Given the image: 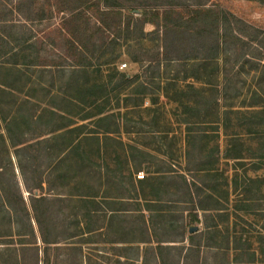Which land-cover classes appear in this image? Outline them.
I'll use <instances>...</instances> for the list:
<instances>
[{
    "label": "trees",
    "instance_id": "trees-1",
    "mask_svg": "<svg viewBox=\"0 0 264 264\" xmlns=\"http://www.w3.org/2000/svg\"><path fill=\"white\" fill-rule=\"evenodd\" d=\"M248 1L264 7V0ZM32 4L33 0L25 3L28 12L23 14L16 4L11 9L0 0V264H39L38 240L47 248L61 243L76 244L83 234L96 232L78 229V221L85 213H81L82 208L99 205L97 199H103L104 202L114 200L110 191L117 188L119 183L129 180L116 179L114 175L119 173V169L114 170L106 160V156L112 161L119 159V154L112 147V142H115L112 136L119 133L117 118L120 113L115 115L106 112L105 104L98 105L97 101H103L116 89L124 90L132 83V79L128 74L116 73L109 78V83H89L83 71L89 59H102L108 53H115L113 46L120 38L112 36V41L102 38L105 34L108 36V32L112 34L114 27L118 29L123 26L128 30L131 24H135L142 32L145 24H152L157 31L162 32L159 44H156L157 47L152 49L154 52L146 60L148 65L144 69L150 75L146 82L139 81L132 90L131 94L135 96L152 97L154 89L162 90L154 79L160 78L161 65L164 63L180 67L185 74L183 79H203L209 85H212L209 79L211 75L225 74L219 90L212 85L216 93L214 96L219 98L224 96L229 87L226 75L229 77L230 70L235 66L239 67V71L259 72V79H264V31L218 5L206 7L200 1L191 5L165 0L164 4L151 5L152 8L147 12L143 10L147 6L145 2L134 7L129 0H54L58 13H68L61 19L59 30L65 35L61 40L63 46L66 45L70 53L65 55L64 49L59 48L56 49L57 62L38 63L35 36L17 33L19 20L25 25L35 20L28 15L32 11ZM124 9L131 10L128 15L134 13L139 18L133 22L132 17L128 16L125 20L119 13ZM81 11H91L84 27L77 23ZM110 16H114L112 21L108 18ZM90 19H94L92 25H89ZM83 31L88 35L79 39L77 36ZM141 38L144 37L141 35ZM108 47L112 48L107 51ZM18 54L22 57L19 64L22 69L19 67V70L15 68ZM120 56V53L115 54L110 62H115ZM127 57L132 63L137 64L139 61L134 54ZM190 62L191 73H185V66ZM36 68H42L41 71L49 76L56 73L64 78V82L56 85L52 79L43 87L38 86L39 83L32 78ZM175 70L180 72V69ZM115 75L116 82L110 87ZM234 75L239 73L236 71ZM187 89L186 93L181 90L174 92L177 97L173 99L200 120L197 124L188 122L185 127L187 148L183 173L167 179L172 172L169 167L161 171L156 166L154 171H149V165H145L148 177L140 182L147 185L157 180L150 175L167 174L159 181L163 186V194L190 206L183 208L190 212L186 218V224L190 225L199 223L197 210L206 218L209 212H219L224 206L196 183L198 181L206 186L208 174L213 170V152H218L216 147L207 151L213 136H209L204 129L216 131L220 119L211 110L202 90H196L192 85H188ZM37 94H42L44 99L37 100ZM83 108H91V111L84 113ZM81 111L83 113L80 115ZM211 116L213 120L209 119ZM257 116L258 113L252 114L246 125H260V119L259 124H256ZM75 119L86 123L75 124ZM191 125L200 128L195 130ZM249 134L258 133L252 130ZM9 149H13L12 156ZM122 149L135 163V168L144 164L145 158L149 156L143 150L120 143ZM258 154L259 158L264 159V152L261 154L258 151ZM133 156H140L141 159L136 161ZM92 157L101 159L105 171L100 172ZM212 161L215 163V159ZM82 173L86 179H96L100 183L101 179H105L104 193L88 185L86 180L81 183L77 178ZM184 173L190 175L191 179L195 174L201 176L200 179L189 181ZM247 181L257 185V181ZM72 183L74 192L64 191ZM171 185L174 186V193L170 190ZM121 191L126 196L130 190ZM153 195H159L157 189H153ZM158 202L160 206L161 200ZM168 203L171 205L175 201L169 200ZM72 224L76 229L71 228ZM233 242L238 243L240 240L234 238ZM184 258L186 261V255ZM197 264L203 263L198 261ZM246 264H254L253 259L248 257Z\"/></svg>",
    "mask_w": 264,
    "mask_h": 264
},
{
    "label": "rangeland",
    "instance_id": "rangeland-1",
    "mask_svg": "<svg viewBox=\"0 0 264 264\" xmlns=\"http://www.w3.org/2000/svg\"><path fill=\"white\" fill-rule=\"evenodd\" d=\"M10 1H13L14 3L9 2V0H1L3 5L8 8L13 9L16 4L18 10H20L23 14L28 12L25 3L29 0ZM23 1L24 4H22ZM175 1L185 2L191 5H195L200 1L202 4H205L206 7L218 5L223 10L232 13L244 22L264 31V7L257 2L255 3L248 0ZM129 2L132 6L140 2H145L147 6H145L143 10L148 12L150 11V8H152L151 5L156 3L164 4L165 0H129ZM31 8L32 11L30 10V14L28 15L35 20L31 23H26L25 25L22 20H19L18 18L17 20H19V23L17 33L18 35L24 34L25 36L33 34L36 40L41 42L39 45L37 44L35 48L37 50L36 62H57L59 59L56 49L58 50L59 48H63L65 55H69L70 50L68 47L66 48V45L63 46L64 43L61 41L65 35L61 32V30H59L61 19L66 17L68 13H58L56 7L54 6V0H33ZM128 10L124 9L119 12L125 20L128 16L132 17L131 21L133 22L139 18V16L134 13H132V15H128L131 11ZM86 13L87 12L84 11L79 13L77 23L80 27H84V22L87 21L91 11L87 14ZM108 18H111L110 20L112 21L114 16H110ZM92 23H94V19H90L89 25H92ZM114 30L115 31L112 34H109L108 32V36L105 34L101 37L106 41H112V36H118L120 38L117 40L115 46H113L115 53L113 55L108 53L102 59L93 57L89 59L88 64L83 69V71L87 74L86 77L89 83H109V78L114 76L116 73L128 74L132 79V83L124 90L119 91L116 89L112 93L105 96L103 101L100 99L97 101L98 105L105 104L106 112L114 113L115 115L120 113L117 118L119 133L112 136L113 141H115L112 142V147L119 154V159L112 161L108 158V156H106L107 162L114 168V170L117 171L119 169V173L114 175V177L116 179L126 178L124 181L127 180V178H134L137 180V175L142 174L145 179L148 174L145 172L144 168L148 165L149 171H154L156 166H158L157 168L161 171H164L169 167L172 172L170 174L171 176H166L168 177L167 179L177 177V174L183 173L186 162L185 151L187 148L185 127L188 122L197 124L200 119L195 117L194 113L186 112L184 108L173 99V97H177L174 96V92L181 90L186 93L188 91V85H192L196 90H202L203 96L206 100H208L211 110L213 112L215 111L220 119L216 131L211 128L204 129L207 133H209V136H213L210 139L211 141L208 143L207 151L212 148L215 149L216 147L218 152H213L214 156L211 159V162L213 163V170L210 174H208V183H206V186L198 181H196V183L201 186L204 191L210 193L213 199H217L226 206L227 211L221 212L222 214H218L221 216H218L217 219H215L216 222L222 223L228 216L230 225L228 231L234 234L236 233L237 238L239 237L238 235L242 233V230L244 229L243 227H245L247 232L243 235L244 237H247V244L250 246V251L257 249L260 244L258 243L257 235H259V229H261L264 224V217H260L258 215L264 214H257L255 212H250L248 214H246V212L241 213L242 211L237 210V208L241 205L242 201H246V198L249 199L251 195L253 199L250 205H252V209L255 210V205L258 204L253 201L254 196L257 195L255 192L257 189L254 184L247 181V178H251L254 181H264V159H261L258 156V151H260L261 154L264 152V79H259V72H256L255 74V72L249 70L239 71V67L235 66L232 70H230L229 77L226 75V78H228L229 81V87L226 89L224 96L219 98L214 96L216 93L214 92L212 85H215L217 90H219L223 85L225 74H217L216 76L215 74L211 75L209 79L212 80V85H209L206 84L203 79H183L185 74L181 72L182 70L180 67H177L175 64L170 65L164 63L161 65L160 78L156 77L154 79L155 83H159L161 85L162 90L160 91L158 89H154L153 92L155 94L152 95V97L135 96L134 94H131L133 92L132 90L137 87L140 83L139 81L146 82L150 75V72H146L144 69L148 65L146 60H149V55L154 52L152 49L157 47L156 44H159L162 32L157 31L156 27L152 24H145L142 28V32H140L139 27H136L135 24H131L128 30H126L123 26H120L118 29H115L114 27ZM84 35H88V33L83 31V33H80V36L78 35L77 37L79 39H83ZM141 35L144 38H141ZM126 37H128L127 40H125ZM137 38H140L141 40L138 41ZM42 39L46 40V45ZM111 48L112 47H108L107 51ZM17 51L19 52V48ZM117 53L121 54L120 58L113 63L110 62L111 58ZM133 54L139 60L137 64L130 62L127 57V55ZM16 59L17 66L15 68L19 70V64L21 63L22 57L18 54ZM122 65H125V68L121 70L119 67ZM190 65L191 62L186 64L184 69L185 73H191ZM20 69H22V67H20ZM175 69H180V72ZM41 70L42 68H36L32 75V78L39 83L38 86L43 87L46 83H50L52 79V82L56 85L64 82V78L58 74L53 73L49 76ZM236 71L239 75H234ZM262 75V77H264V71H262ZM202 76L200 77L202 78ZM135 77L140 79L136 80ZM116 79L117 77L115 75L112 79L110 87L116 82ZM54 95L57 96V94ZM186 95H188V93ZM35 98L37 100L44 99L42 94H37ZM185 99L186 98H184V100ZM258 100H260V102H257ZM89 109L86 108L83 112L85 113L87 111H91V108ZM83 112L81 111L80 115ZM255 113H258L256 124H259L260 119V125H246L249 121L248 119L251 118L250 116ZM209 119L213 120V116ZM253 121H255V118ZM74 123L83 124L86 123V121L81 122L75 119ZM194 126L191 125V127L195 130L200 128L199 126ZM252 130H255V133L258 134H249ZM120 143L125 146L131 145L145 151L149 155L145 158L146 162L141 164L139 168H135L133 166L135 163H132L133 161L131 162L130 158L126 156V153L122 152L123 149L120 150ZM12 150L13 149H9L11 156ZM92 158L93 161L96 162V165L99 166L100 172L105 171L101 159ZM140 159V156L136 158L134 157V160L136 161H139ZM213 159H215V163L212 161ZM257 166H259V168H257ZM165 175L167 174L157 176L159 178H157L156 181L159 182ZM184 176L189 181L192 179L195 181L196 179H200L199 177L201 174H195V176H192V179L190 175L188 176L185 173ZM77 179L81 183H84L86 180L88 185L100 189L99 192L105 191V179H101L100 183L96 179H86L83 173L80 174ZM78 180L76 181L78 182ZM73 183L64 191L69 193L74 192L72 189ZM134 186L135 189H132L130 186V180H128V182L119 183L118 187L114 189L113 194H111L114 198L115 196L116 198L120 197V194L123 192L121 190H125L127 188L132 190L131 197H133L135 203L140 201L142 204L143 197L145 198L146 196V190L143 191V187L139 185L135 184ZM154 186L158 187L159 185L154 184ZM173 188L174 186L171 185V192H174ZM261 193L264 195V184L261 186ZM128 196L129 195L127 194V198H129ZM165 199L166 198H163V201ZM224 200H226V203ZM102 202L103 201L100 203ZM162 203L160 204V207L168 208L167 205ZM260 203L261 207L264 208V201ZM157 204L158 203L153 202L152 205L157 206ZM184 207L189 208L190 206L185 205ZM184 215L188 216V213L186 212ZM198 215H201V218H203L202 213L198 212ZM189 227L195 228L196 231L198 230L197 232L201 230L200 228L206 230L203 224L200 225L191 223L190 226L187 225V231ZM71 228L76 229L74 224H72ZM223 232L225 233L224 230ZM193 237L195 238L192 243H197V241H199L204 249L206 241L205 239L201 240L203 234H197ZM90 240H95L94 236L81 238L75 242L76 244L61 243L57 246L47 248L44 247L38 240L37 249L39 264H117V262H115L117 260V255L112 253L111 246L108 244L101 246L103 248L100 249L104 251V256L101 259L100 256L96 255L98 251L95 248L85 245L86 242H89ZM184 240V246L186 247L189 245L190 241L186 235H184ZM79 243L81 245H79ZM243 245L245 246V244ZM200 251H202V249H200ZM206 251L207 250H205V252ZM189 254L187 256V258H189L186 259L188 263L191 260V256H189ZM236 257L238 258V254ZM246 258L247 256L243 257L241 261L246 262L248 260V258L247 260ZM219 259L220 254L218 255V260ZM201 260L203 264H212L211 257L207 253L202 256ZM254 262H257V260ZM121 264L142 263L141 261H121Z\"/></svg>",
    "mask_w": 264,
    "mask_h": 264
},
{
    "label": "crops",
    "instance_id": "crops-1",
    "mask_svg": "<svg viewBox=\"0 0 264 264\" xmlns=\"http://www.w3.org/2000/svg\"><path fill=\"white\" fill-rule=\"evenodd\" d=\"M44 42L46 45V40ZM40 43L37 41L38 45ZM157 176L159 175H150L152 178H159ZM145 179H129L132 189H135L134 185L136 184L143 187V191L146 190V196L145 198L143 197L142 204L140 201L135 203V200L131 197L132 190L129 189V198H127V195L123 196V194H120V197L116 198L115 196L114 200L108 202H104L103 199H97L96 201L99 205L92 207L95 210L87 207L82 208L81 213H85L81 215L78 221V229L96 231L83 234V238L94 236L95 240H90L85 245L95 248L98 251L96 255L100 256L101 259L104 256V251L100 248H103L101 246L104 244H108L111 246L112 253L117 255V260L115 261L117 264H121V261H141L142 264H197L198 261L202 262V256L206 255V253L210 255L212 264H246V262L241 261L245 256L247 258L250 257L253 261L257 260L254 264H264V224L259 229V235H257L258 243L260 244L253 251H250L247 237L243 235L247 232L245 227H243L242 233L237 238L236 233L228 231V228H230L228 216L224 222H216L215 219L221 216L218 214L227 211L224 204L221 211L209 212L208 217H206L207 219L204 216L201 218L198 212H202L197 210L196 214L199 223L196 224H203L206 230L200 228L199 232L197 230L196 232L189 233V229L191 228L189 227L187 231V225H190L186 224L188 216H185L184 213L187 212L189 215L190 212L183 210L185 205L180 202L181 200L178 202L175 197L174 199H169L168 194H163V186L156 180H152L147 185L140 182V180L145 181ZM247 180L252 179L247 178ZM154 184H158L159 186L156 187ZM256 184L257 191L255 192L257 195H255L256 197L254 196L253 202H256L258 205H255V210L252 209L250 203L253 197L249 193V199L246 198V201H242L241 205L237 208V210L242 211L241 213L246 212L248 214L255 212L257 214H264V208L261 207L260 203L264 201V195L261 193V186L264 184V181L258 180ZM153 189H157L159 197L153 195ZM113 191L111 190L110 193L113 194ZM163 198H166L164 200L166 203L163 201ZM158 200H161L160 203L163 201L162 204L167 205L168 208L160 207L158 204L157 206H153V202L159 203ZM169 200L175 201V203L170 205L168 203ZM101 201L103 202L100 203ZM224 202L226 203V200ZM258 216L264 217V215ZM197 234H203L201 240L205 239L206 241L204 245V249L207 250L206 252L199 241L192 243L195 238L193 236ZM184 235L190 241L186 247L184 246ZM234 238L240 240V242H233L232 245ZM188 254L191 256L189 263L187 260L184 261L185 255L186 259L189 258H187ZM219 254L220 259L218 260ZM237 254L238 258L236 257Z\"/></svg>",
    "mask_w": 264,
    "mask_h": 264
},
{
    "label": "built area",
    "instance_id": "built-area-1",
    "mask_svg": "<svg viewBox=\"0 0 264 264\" xmlns=\"http://www.w3.org/2000/svg\"><path fill=\"white\" fill-rule=\"evenodd\" d=\"M123 68H125V65H122V66L119 67V69H121V70H122ZM142 178H143V176H142L141 174H138V175H137V179H142Z\"/></svg>",
    "mask_w": 264,
    "mask_h": 264
},
{
    "label": "water",
    "instance_id": "water-1",
    "mask_svg": "<svg viewBox=\"0 0 264 264\" xmlns=\"http://www.w3.org/2000/svg\"><path fill=\"white\" fill-rule=\"evenodd\" d=\"M195 231H196L195 228H191V229H189V233H192V232H195Z\"/></svg>",
    "mask_w": 264,
    "mask_h": 264
}]
</instances>
